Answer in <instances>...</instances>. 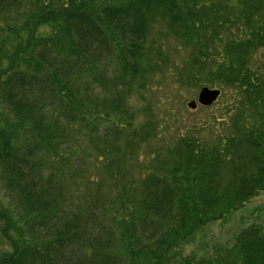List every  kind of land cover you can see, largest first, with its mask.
Listing matches in <instances>:
<instances>
[{
    "label": "trees",
    "instance_id": "trees-1",
    "mask_svg": "<svg viewBox=\"0 0 264 264\" xmlns=\"http://www.w3.org/2000/svg\"><path fill=\"white\" fill-rule=\"evenodd\" d=\"M0 185V264H264L183 256L264 191V0H0Z\"/></svg>",
    "mask_w": 264,
    "mask_h": 264
},
{
    "label": "rangeland",
    "instance_id": "rangeland-1",
    "mask_svg": "<svg viewBox=\"0 0 264 264\" xmlns=\"http://www.w3.org/2000/svg\"><path fill=\"white\" fill-rule=\"evenodd\" d=\"M257 60H259V56ZM197 96L198 93L187 97V104L191 101H196ZM222 106H225V95L221 91L220 99L209 112H214L216 109L221 110ZM183 113L185 114V112ZM195 114H197L195 116L198 117L196 120L203 121L207 112L198 109ZM191 117L192 115H189V118ZM189 118H187V121H189ZM13 201L14 199L12 196L0 185V203L11 206L13 205ZM250 226H259L264 230V191L261 192L259 196L252 199L241 210L227 216L226 219L202 228L198 232L194 243L185 249L183 256L185 258H195L197 260L202 258H215L219 250H226L233 247L236 236ZM12 236L14 237L13 234ZM8 249H10V247L4 237V233L0 232V256ZM217 258L219 257L217 256Z\"/></svg>",
    "mask_w": 264,
    "mask_h": 264
},
{
    "label": "water",
    "instance_id": "water-1",
    "mask_svg": "<svg viewBox=\"0 0 264 264\" xmlns=\"http://www.w3.org/2000/svg\"><path fill=\"white\" fill-rule=\"evenodd\" d=\"M220 96L221 91L218 89L202 88L198 93L197 100L189 102L187 107L190 110H196L198 107H211Z\"/></svg>",
    "mask_w": 264,
    "mask_h": 264
}]
</instances>
